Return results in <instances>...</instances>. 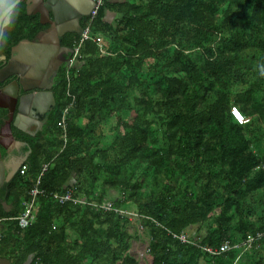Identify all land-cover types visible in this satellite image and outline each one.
I'll use <instances>...</instances> for the list:
<instances>
[{"label":"trees","instance_id":"obj_1","mask_svg":"<svg viewBox=\"0 0 264 264\" xmlns=\"http://www.w3.org/2000/svg\"><path fill=\"white\" fill-rule=\"evenodd\" d=\"M90 29L108 55L84 42L59 73L48 128L16 133L31 154L0 193L16 204L0 214V260L139 264L130 249L140 235L119 215L133 209L151 264H264V0H103ZM40 30L20 3L5 48ZM61 42L73 50L79 35ZM67 81L64 141L56 124ZM35 187L34 222L21 230L14 219ZM109 191L121 199L105 211ZM66 194L84 204L52 197ZM192 227L201 248L259 238L211 258L173 238Z\"/></svg>","mask_w":264,"mask_h":264},{"label":"water","instance_id":"obj_2","mask_svg":"<svg viewBox=\"0 0 264 264\" xmlns=\"http://www.w3.org/2000/svg\"><path fill=\"white\" fill-rule=\"evenodd\" d=\"M22 2L23 0H16L12 5L5 4L2 8L4 12L0 17V110L7 112L5 123L0 117V147L7 157L12 155V147L16 150L28 147L27 144L15 140L13 130L23 135L34 136L29 133V128L34 126L35 132L40 130L54 104L50 91L53 81L50 62L56 55V48L48 46L46 40L39 41L38 37L42 33L32 41H25L10 48L4 54L1 51L4 28L8 25L12 11ZM34 5L40 7V16L48 18L49 14L51 15L52 22L49 23L48 31L53 30L52 37L58 47L60 38L70 32L69 27H72L77 19L89 15L93 2L92 0H25L26 11ZM4 20L7 23L1 27ZM40 24L45 23L40 22ZM20 65L24 66V72L21 74L12 70ZM16 160L17 165L11 166L9 168L11 172L4 177V170L8 168L3 164V157L0 154V181L2 179L7 182L12 178L18 171L17 167L20 168L26 162L27 156H18ZM30 262L31 257L24 264ZM0 264L9 263L0 260Z\"/></svg>","mask_w":264,"mask_h":264},{"label":"built area","instance_id":"obj_3","mask_svg":"<svg viewBox=\"0 0 264 264\" xmlns=\"http://www.w3.org/2000/svg\"><path fill=\"white\" fill-rule=\"evenodd\" d=\"M102 2H103V0H93V7H92L89 15L87 16V18H89L88 25L80 32L78 45L75 49L72 50L71 58L69 59V61L66 64V76L68 74L69 69H71V67L73 66L74 61L76 60V58H78L79 48L84 42L91 41L98 48V52L100 53V55H108V52H107L108 46H107V43L104 40V38L100 35L92 34L91 29H90V25L92 23V20L97 15V12H98L99 8L101 7ZM68 88H69V82L67 81L66 96L70 100V103L62 109V111L60 112V118L56 124L58 129L61 131L62 138L64 141L66 139L68 113H69V110L72 107L73 102H74V98L71 95H69ZM231 114L239 125H244L248 122V119L245 118L244 116H242L241 114H239L238 111L234 108H231ZM26 170H27L26 165H21V167L18 170L19 175L23 176L25 174ZM37 185H38V182H37ZM40 194H41V192L38 191L37 188L35 187V189L31 193V195H32L31 200L24 204L23 212L21 213V215H19L17 218L14 219L17 222V225L21 230L26 229L28 226H30L34 222V218H35L34 202H35L36 197ZM52 197L61 205L66 203V202L84 204L80 201L73 200L71 198L70 194H66L63 196L52 195ZM106 204L107 203L104 202V204L102 206H100V208L105 210V211H111L112 205H106ZM119 215L126 216L128 218V220L135 219L137 217V215H135L134 213H128L126 211H119ZM172 236H173V238L178 239L182 243H186V244L195 246L197 248H201L197 244H195L193 241H190L188 236L184 233H181L180 235H177V236L176 235H172ZM1 238H2V233L0 231V239ZM257 238H259V236H257L256 239ZM256 239L255 238H248L246 241H244L243 243L238 244V245L237 244L232 245L229 241H224L220 245V247L217 249H212V248H201V249L204 253L209 255L211 258H215V257L221 256L225 253H228L231 250H236L239 247H244L245 249H248L251 247L254 240H256Z\"/></svg>","mask_w":264,"mask_h":264},{"label":"flooded vegetation","instance_id":"obj_4","mask_svg":"<svg viewBox=\"0 0 264 264\" xmlns=\"http://www.w3.org/2000/svg\"><path fill=\"white\" fill-rule=\"evenodd\" d=\"M92 2H93V0H92ZM22 3L24 4V7H26L25 6V0H23ZM5 4H7V3H5L3 0H0V17H1V14L4 12V9H2V8H4V5ZM25 11H26V8H25ZM40 11H41L40 7H38L37 5H34V7L32 6L31 8H29L26 11V14L29 17L36 18L39 26L41 27V30L37 33V35H39L40 33H42V35L38 37L39 41L42 40V42H43L44 40H46V43H47L48 46H50L51 48H53V47L56 48V55H55V57L50 62L51 75L53 76V81H52V86H51V90L50 91H51V93L53 95V100H54V104H53V106L51 108V111H50L48 117H47V120L50 121L51 118H52L53 112L56 111V106H57L56 95H55V86H56L57 82L59 81V73L61 72V70L63 69V67L66 66L67 62L70 59L71 52H72V49L69 46H63L62 45L61 40L63 39V37L65 35H68V34H77V35H79L80 32L82 31V29H81L82 21H83L84 18H86V16L85 17L82 16L80 19H77V21L73 23V26L72 27L71 26L69 27V31L70 32L64 34V36L62 38H60L59 46L56 47L57 45L54 42V38L52 37V33H53L52 31L53 30L48 31L49 28H50L49 23L52 22L51 15L49 14V17L48 18H45L43 16H40V14H39ZM40 22H44L45 24L44 25H41ZM6 23H7V21L4 20L2 22L1 27L5 26ZM8 26H9V22H8V25L4 28V31H3V41H2V45H1V51H2L3 54L6 53V51H8L10 48L16 47L17 45H19L22 42L32 41L37 36L36 35L32 40H29V39H20V40H17V38H18L17 37L16 38V41H15L14 40L15 38H14V35H13V37H11V38H14L13 39V43L12 44L9 43L8 48H5L6 47V44H7V38H5V31L8 28ZM46 31H47V33H45ZM23 69H24V66H21L20 65V66H16L12 70L15 71L18 74H21L22 72H24ZM44 86H46V83L44 84ZM0 116H1V114H0ZM0 126H1V123H0ZM32 128H35L36 129V127H34V126ZM16 133L13 131L15 140L16 141H19V142H22V143H25L24 141L18 140L17 137L19 135L16 134ZM29 133L31 134L30 130H29ZM26 136H28V137H34V136H30V135H26Z\"/></svg>","mask_w":264,"mask_h":264},{"label":"rangeland","instance_id":"obj_5","mask_svg":"<svg viewBox=\"0 0 264 264\" xmlns=\"http://www.w3.org/2000/svg\"><path fill=\"white\" fill-rule=\"evenodd\" d=\"M120 195L115 191H109L107 196L105 197L106 205H113L120 201ZM128 213H132L133 209H127ZM130 224L126 225V232L133 236L134 234H139L140 236L131 241V249L130 255L133 256L139 264H151L152 259L146 254L148 239L144 231L141 232L139 224L134 220H129ZM206 229H202L201 233L204 235ZM197 232V227H192L184 232L188 237L192 238L195 242H199L201 239H198L196 236L194 238L195 233ZM204 264V263H201Z\"/></svg>","mask_w":264,"mask_h":264},{"label":"crops","instance_id":"obj_6","mask_svg":"<svg viewBox=\"0 0 264 264\" xmlns=\"http://www.w3.org/2000/svg\"><path fill=\"white\" fill-rule=\"evenodd\" d=\"M26 8V7H25ZM109 18V17H108ZM0 114H1V119L2 121L5 123L6 122V115H7V112L6 110H0ZM50 121H45V123L41 126L40 130H38L37 132L35 128H32L30 127L29 130L31 132V134L34 135V137L39 134L40 132H42L43 128H48V123ZM47 124V125H46ZM15 133L17 132L16 130H13ZM30 151V152H28ZM0 154L1 156L3 157V164L6 166V168L8 169H5L4 170V177H6L7 175H9V173L11 172V170L9 168H11V166H16L17 165V160H16V157L20 156V157H24V156H27V160L31 154V150L29 147H24V148H18L17 150L15 149V147H12V155L7 157L4 155V150L0 147ZM28 154V155H27ZM26 160V162H27ZM11 161V163H9ZM25 162V163H26ZM24 165V164H22ZM17 169L19 170V168L17 167ZM16 169V170H17ZM18 173V171H17ZM16 173V174H17ZM16 174L10 178L7 182L3 181L1 179L0 181V193H2L6 187L9 185V183L13 180V178L16 176ZM13 212H16V204L15 202L12 200V198H8V196H1L0 197V214H10V213H13Z\"/></svg>","mask_w":264,"mask_h":264},{"label":"bare ground","instance_id":"obj_7","mask_svg":"<svg viewBox=\"0 0 264 264\" xmlns=\"http://www.w3.org/2000/svg\"><path fill=\"white\" fill-rule=\"evenodd\" d=\"M25 164V163H24Z\"/></svg>","mask_w":264,"mask_h":264}]
</instances>
